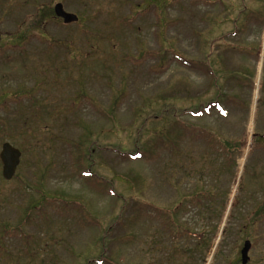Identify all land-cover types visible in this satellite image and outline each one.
I'll list each match as a JSON object with an SVG mask.
<instances>
[{
	"label": "rangeland",
	"instance_id": "374dc122",
	"mask_svg": "<svg viewBox=\"0 0 264 264\" xmlns=\"http://www.w3.org/2000/svg\"><path fill=\"white\" fill-rule=\"evenodd\" d=\"M5 141L0 264H264V0H0Z\"/></svg>",
	"mask_w": 264,
	"mask_h": 264
},
{
	"label": "water",
	"instance_id": "95a60500",
	"mask_svg": "<svg viewBox=\"0 0 264 264\" xmlns=\"http://www.w3.org/2000/svg\"><path fill=\"white\" fill-rule=\"evenodd\" d=\"M55 14L57 17L63 19L67 24L78 21L79 17L73 12L65 10L62 3H57L54 7ZM22 151L18 147L14 146L11 142L5 141L2 144L0 151V161L2 163V175L5 179L11 180L14 178L17 169L21 163ZM251 248V241L246 240L241 250L242 263L246 264L249 260V250Z\"/></svg>",
	"mask_w": 264,
	"mask_h": 264
},
{
	"label": "trees",
	"instance_id": "16d2710c",
	"mask_svg": "<svg viewBox=\"0 0 264 264\" xmlns=\"http://www.w3.org/2000/svg\"><path fill=\"white\" fill-rule=\"evenodd\" d=\"M256 11H252L251 10V13H255ZM189 62L188 64H191V65H195V63H191V61H186V63ZM196 113H200V112H196ZM200 197H203V195L207 194L206 191H200L198 192ZM198 200V199H197ZM151 206V205H149ZM181 206H183L182 204H177L175 206V214L177 215L180 211H181ZM28 208L23 209L21 210V214H20V219L16 222V224H14L13 226L12 225H9L8 223H3L1 225L2 227V232L3 233H10L12 235H18V236H25L26 235V225L31 221L32 219V213L33 211H28ZM176 220L175 219H172V222L174 224V226L177 224V222H175ZM177 228V227H176ZM177 230V229H176ZM193 234V233H191ZM3 235V234H2ZM175 237H177V235H175Z\"/></svg>",
	"mask_w": 264,
	"mask_h": 264
}]
</instances>
